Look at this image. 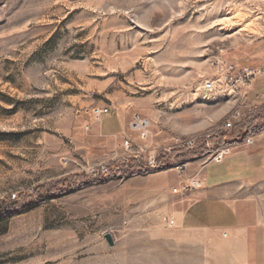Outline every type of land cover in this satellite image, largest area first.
I'll return each mask as SVG.
<instances>
[{
	"label": "rangeland",
	"instance_id": "rangeland-1",
	"mask_svg": "<svg viewBox=\"0 0 264 264\" xmlns=\"http://www.w3.org/2000/svg\"><path fill=\"white\" fill-rule=\"evenodd\" d=\"M216 58L264 67V0H0V264H215L200 233L166 236L164 208L201 188L174 192L184 172L209 185L240 170L230 153L244 145L221 128L235 101L203 88ZM254 87L243 119L262 123L263 146ZM104 106L124 120L119 137L95 131ZM153 155L157 168L132 173ZM103 163L124 173H96ZM160 170L171 200L154 206L143 179ZM247 194L264 222V176Z\"/></svg>",
	"mask_w": 264,
	"mask_h": 264
},
{
	"label": "crops",
	"instance_id": "crops-1",
	"mask_svg": "<svg viewBox=\"0 0 264 264\" xmlns=\"http://www.w3.org/2000/svg\"><path fill=\"white\" fill-rule=\"evenodd\" d=\"M262 83L263 80L254 83L252 94L255 98ZM99 120L94 128L102 135L119 137L125 130L124 120L116 112L104 113ZM253 136V143H241L239 145L243 147L237 145L238 148L230 153V160L240 167L237 174L206 185L207 176L203 171L200 189L187 198H174L164 208L166 215L175 219L173 225L165 221L168 226H173L166 236L174 231H187L190 237L195 236V232L200 233L202 237H197L196 242L209 247L215 264H264V222L257 201L247 194V187L264 176V145L261 146L260 134ZM188 172L181 174L180 181L191 176L192 172ZM143 180L146 194H155L151 200L154 206L170 199L168 171L151 172ZM171 203L177 205H174L175 210Z\"/></svg>",
	"mask_w": 264,
	"mask_h": 264
},
{
	"label": "built area",
	"instance_id": "built-area-1",
	"mask_svg": "<svg viewBox=\"0 0 264 264\" xmlns=\"http://www.w3.org/2000/svg\"><path fill=\"white\" fill-rule=\"evenodd\" d=\"M214 65L218 69H222V73L216 77L206 79L203 82V88L212 93L214 91L226 92L227 95H231L232 99L235 101V107L230 112V115L223 121L222 130L228 129L232 130L234 136L232 138L233 141H236V144H251L254 141L253 134H250L243 138L241 141H238L237 138L240 137V132L236 128L235 122L248 116V113H252L255 111V100L251 101L247 99L248 90L253 87V82L257 78H264V67L262 65H238L236 66L232 62H226L221 58H216L214 60ZM253 83V84H252ZM258 97L264 101V80L262 85L260 86ZM237 106V107H236ZM95 115L103 114L109 110L108 106L104 107H95L92 109ZM136 128L139 129L141 136L146 138L148 136L147 127L149 125V121L147 119H141L140 121H135L133 123ZM183 144L180 147H192L195 145V138L185 139ZM131 142L129 139H124V147L129 149ZM175 147L167 148V151H171ZM229 147L217 149V151L212 155L211 160L222 161L224 155L229 153ZM156 152V151H154ZM180 154V151L177 152L176 156ZM175 156V157H176ZM155 155H153L149 159V163L151 165H155ZM186 166V161H176V168L179 172ZM111 166L109 163H103L100 167L97 168L96 173L105 174L108 173ZM203 185V179L199 176H193L190 179L181 183L179 187H173V191L177 192L179 190H187L188 188L193 187H201ZM164 220L167 221L168 224L173 225L175 223V219L172 217L165 216Z\"/></svg>",
	"mask_w": 264,
	"mask_h": 264
},
{
	"label": "trees",
	"instance_id": "trees-1",
	"mask_svg": "<svg viewBox=\"0 0 264 264\" xmlns=\"http://www.w3.org/2000/svg\"><path fill=\"white\" fill-rule=\"evenodd\" d=\"M252 116V115H251ZM248 117L247 119H243L241 122H239L236 126V128H238L239 132H240V137L237 138L238 141H241L243 138H245L246 136L250 135V134H254L255 132L258 131V129L260 127H262V123L259 122L258 118L256 116L254 117ZM264 122V121H263ZM219 145V144H218ZM160 162L158 161L157 164L155 165H150V166H143L142 164L140 165H136L134 162L132 163L134 165V169L132 171L135 172L136 170H141L144 171L146 169H152V168H157L160 164ZM113 171H109L107 174H105V176H110V175H119L121 173H124V171L122 169H119L117 171H114L113 173H111Z\"/></svg>",
	"mask_w": 264,
	"mask_h": 264
},
{
	"label": "water",
	"instance_id": "water-1",
	"mask_svg": "<svg viewBox=\"0 0 264 264\" xmlns=\"http://www.w3.org/2000/svg\"><path fill=\"white\" fill-rule=\"evenodd\" d=\"M107 241L109 242V244H113V237L110 233H107L106 235Z\"/></svg>",
	"mask_w": 264,
	"mask_h": 264
}]
</instances>
